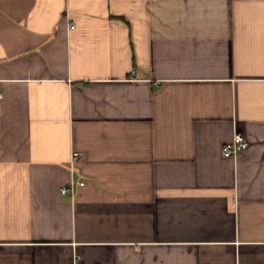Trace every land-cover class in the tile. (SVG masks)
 <instances>
[{
	"label": "crops",
	"instance_id": "1",
	"mask_svg": "<svg viewBox=\"0 0 264 264\" xmlns=\"http://www.w3.org/2000/svg\"><path fill=\"white\" fill-rule=\"evenodd\" d=\"M0 94V264H264V0H0Z\"/></svg>",
	"mask_w": 264,
	"mask_h": 264
},
{
	"label": "built area",
	"instance_id": "2",
	"mask_svg": "<svg viewBox=\"0 0 264 264\" xmlns=\"http://www.w3.org/2000/svg\"><path fill=\"white\" fill-rule=\"evenodd\" d=\"M2 95L0 94V98ZM248 147V141L244 138L241 132H236L232 140L223 146L222 152L226 157H236ZM80 155L79 152L74 151L72 153V163ZM84 182L81 183L83 185ZM72 191L71 187L64 186L61 188L62 194H67Z\"/></svg>",
	"mask_w": 264,
	"mask_h": 264
}]
</instances>
